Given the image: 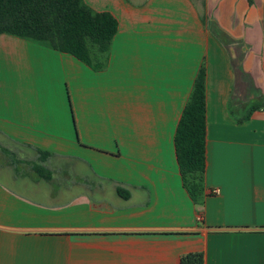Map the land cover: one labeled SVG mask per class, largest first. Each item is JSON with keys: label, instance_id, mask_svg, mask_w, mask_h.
Wrapping results in <instances>:
<instances>
[{"label": "crops", "instance_id": "1", "mask_svg": "<svg viewBox=\"0 0 264 264\" xmlns=\"http://www.w3.org/2000/svg\"><path fill=\"white\" fill-rule=\"evenodd\" d=\"M84 1L119 23L101 68L0 32V264H264V0ZM202 65L195 203L175 134Z\"/></svg>", "mask_w": 264, "mask_h": 264}, {"label": "trees", "instance_id": "2", "mask_svg": "<svg viewBox=\"0 0 264 264\" xmlns=\"http://www.w3.org/2000/svg\"><path fill=\"white\" fill-rule=\"evenodd\" d=\"M119 23L109 11H96L84 0H0V32L47 42L86 64L101 68ZM258 106L250 108L248 118ZM183 185L195 203L205 199L206 68L201 66L175 134ZM43 159L45 152H41ZM42 166L36 165L40 172ZM124 198L130 192L117 187ZM184 264H202V254H190Z\"/></svg>", "mask_w": 264, "mask_h": 264}, {"label": "rangeland", "instance_id": "3", "mask_svg": "<svg viewBox=\"0 0 264 264\" xmlns=\"http://www.w3.org/2000/svg\"><path fill=\"white\" fill-rule=\"evenodd\" d=\"M1 140H2V137L0 136V142H1ZM3 144H6V143H3ZM7 146H9V145H7ZM4 147L5 146H1V144H0V161L2 160L1 156L8 158V156L10 155L8 152L6 153V151H4Z\"/></svg>", "mask_w": 264, "mask_h": 264}, {"label": "built area", "instance_id": "4", "mask_svg": "<svg viewBox=\"0 0 264 264\" xmlns=\"http://www.w3.org/2000/svg\"><path fill=\"white\" fill-rule=\"evenodd\" d=\"M213 192H214L215 194H219V193H220V189H219V188H215V189L213 190Z\"/></svg>", "mask_w": 264, "mask_h": 264}]
</instances>
